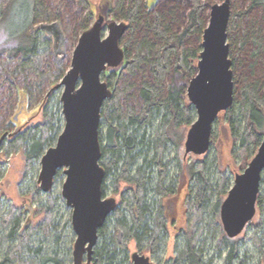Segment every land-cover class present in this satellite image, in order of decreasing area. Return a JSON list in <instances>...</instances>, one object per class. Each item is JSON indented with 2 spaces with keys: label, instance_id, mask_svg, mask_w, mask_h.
<instances>
[{
  "label": "trees",
  "instance_id": "16d2710c",
  "mask_svg": "<svg viewBox=\"0 0 264 264\" xmlns=\"http://www.w3.org/2000/svg\"><path fill=\"white\" fill-rule=\"evenodd\" d=\"M212 1L188 0L187 7H181L179 0H160L154 8L148 9L142 0H116V9L134 28V33L125 45L122 72L118 75L113 72L107 77L115 91L105 101L101 112L104 120L100 127V163L105 168L104 195L110 180L117 190L123 182L128 185L121 195V202L99 229L92 264H130L129 243L132 239L140 251L150 252L155 259L164 248L173 213L172 201L165 202V199L174 197L182 189L180 186L175 188L173 170L176 167L180 173L184 168L186 155L182 143L186 128L196 114L187 97V87L197 73ZM17 3L18 0H0V25L8 21ZM80 3L85 6L88 0H80ZM257 6H263L264 10V0H251V7ZM20 8L18 16L14 17L9 46L0 51V79L3 78L0 86L9 82L11 87H17V79L28 81L30 74L43 79L38 84L41 86L49 76L46 67L52 61L49 37L38 35L36 30L40 15L44 13L43 3L42 0H25ZM88 21L82 22V30L88 28ZM40 43L47 49L40 51ZM55 65L54 83L65 68L61 60ZM139 78L140 81H134ZM242 92L245 103L241 106V114L245 130L241 136L236 131L231 110L228 117L232 135L235 140L240 139V149L248 158L249 144L258 147L264 136V83L250 81ZM60 103L56 97L45 110L44 118L24 130L8 133L6 130L12 127L10 123L2 130L5 134L2 132L0 137V178L5 171L6 159L23 151L27 170L20 192L32 194L37 213L42 217L31 225L28 218L24 222L23 208L7 205L0 214V264H35L38 259L39 264L62 263L56 256H41L43 247L33 248L31 240L36 235L50 237L55 233L59 241L61 223L54 220L53 213L63 196L53 190L43 192L39 183L29 178L31 172L39 170L42 155L55 145L62 131ZM186 173L194 182L187 186V210L191 220L178 229L175 257L166 264H215L216 259L223 257V264H248L247 252H242V247L251 241L262 250L264 240L260 230L264 221L259 219L249 223L251 227L255 226L250 237H229L220 223L227 179L214 181L212 173L206 170V162H191ZM62 176L64 172L60 169L54 184ZM26 185L29 187L27 192L24 191ZM215 197L217 200L209 214L213 220L207 224L205 213ZM257 203H261L260 198ZM4 206L0 201V210ZM6 242L10 243L8 249H5ZM25 249L34 254L26 256Z\"/></svg>",
  "mask_w": 264,
  "mask_h": 264
},
{
  "label": "rangeland",
  "instance_id": "374dc122",
  "mask_svg": "<svg viewBox=\"0 0 264 264\" xmlns=\"http://www.w3.org/2000/svg\"><path fill=\"white\" fill-rule=\"evenodd\" d=\"M142 1L144 6L148 9H152L160 3V0ZM179 1L181 2V7H187L188 0ZM222 1L223 0H213L211 5L214 3H221ZM24 3L25 0H18L14 10L10 12L8 21L0 25V51L2 48L9 46L10 41L8 38H10V32H12L14 28V17L16 18V15L18 16L19 8ZM42 3V10L44 13L42 16L40 15V19L36 24V30L39 32L38 35H45L50 39L49 45L52 61L51 65L46 67V72L49 76L44 79L45 81L41 86H38V84L41 83L43 79L35 74H30L28 81H25L24 78H18L17 87H11L9 82L0 86V104L2 107V113L0 114V137L6 124H12V127L6 130L8 133H13L20 129L24 130L30 125L40 122L44 118L45 110L50 107V104L56 97L61 101L64 87L56 86L62 81L64 75L71 67L73 52L78 44L79 37L85 30L94 24L100 15L105 17V25L111 21H126L122 18L121 12L116 9V0H88V4L85 6L80 3V0H42ZM232 6L233 16L231 17L228 27V41L231 44L230 57L233 60L235 103L230 109L221 111L214 122L209 151L201 155L195 153L186 155L184 159V168L180 173H178V169L174 167L173 171L176 177L175 183L177 184L175 188L180 186L182 189L174 197L170 196L165 199V202L172 201L173 213L169 219L168 236L165 238L164 248L159 258L155 259L148 251H140L136 241L132 239L129 243L130 264H133L131 256L135 251L150 256L151 264H166L175 257L178 229L184 228L191 220L187 210V186L188 184L192 185L194 182L189 178L188 173H186L188 172L191 162H206V170L209 174L212 173L211 177L214 181L224 178L227 179L228 185L223 194L224 200L229 190L234 185L236 174L244 172L250 161L258 152L259 146L256 147L251 143L248 146V158L243 155L240 149V139L235 140L236 138L232 135L228 114L229 110L234 113L235 128L238 135L241 136L245 130V121L241 114V106L245 103L242 88L250 81L257 80L264 83V46L262 45L264 43V10L262 8L263 6L251 7V0H232ZM208 11L210 12V7ZM21 12H19V14ZM87 19H89L87 23L88 28L82 30L81 24ZM126 22L128 28L121 39V46L124 49H126V42L130 40V36L134 33V28H131L128 21ZM49 25H56V28H52L49 32L43 27ZM107 34L108 29H106V35ZM39 47L40 51L47 49L45 44H41ZM4 55H6V53ZM58 60L63 61L65 68L61 77L56 76L55 80H57V82L54 83L52 75L57 74L55 73V64ZM124 66L125 61L116 68H108L102 75L103 80L110 85L112 94L115 91L114 85H111L107 77L113 72L118 75L122 72ZM2 80L3 78L0 79V82ZM140 80L141 78L138 80L134 79L136 82ZM113 83L116 84L115 81ZM60 109L61 115L63 116L62 101L60 103ZM62 118L63 121L61 125L63 130L64 117ZM196 119L197 113L192 123L195 122ZM103 120L102 117L101 123ZM192 123L186 128L185 140ZM10 136H12V134H10ZM185 140L182 143L184 151ZM40 167L37 172L33 171L29 175V178L31 177L33 182H38ZM4 168L5 171L0 178V201H2L5 206L1 208L0 214L4 212L7 205L14 204L15 206L23 208L24 222L28 218L29 223L35 225L42 217V214L37 213V203L33 202L32 194H22V192H20V185L24 180L27 170V161L24 152L20 150L13 153L6 159ZM64 180L65 174L64 177L62 176L61 180L57 179L52 188L55 194L63 196L62 186ZM108 184L109 187L107 188L105 196L115 197L119 205L121 202V195L128 184L126 182L121 183V187L118 190L112 180H110ZM28 188L27 185L24 186V191L27 192ZM258 198L261 199V203H257V213L251 222H258L259 219L264 221V170L262 172V181ZM216 200L217 198L215 197L212 206L209 207L207 213H205L204 219L207 224L212 223L213 219L211 218L213 217H210L209 214L213 210ZM53 218L56 222L61 223V228L58 233H62V235L58 238L59 241L57 242L55 233L50 237L36 235L31 240V246L33 248L42 246L43 250L40 252V254H42L41 256L52 255L61 260V264H73V247L76 240V233L72 226V208L67 205L64 197L63 201L59 202V206L55 208ZM220 223L222 225L221 216ZM253 227L255 228V226ZM253 227L248 224L239 236L250 237L252 235V230H254ZM217 235H219V233H217ZM260 237L264 240V224L260 230ZM9 247L10 243L6 242L5 249ZM242 252H247V257L249 259L248 264H264V243L262 250H259L251 241H248L243 245ZM24 254L26 256H31L34 252L31 253L25 249ZM39 261L40 259H38V261L36 260L35 264H39ZM223 262L224 257L215 260V264H223ZM46 264L53 263L48 262Z\"/></svg>",
  "mask_w": 264,
  "mask_h": 264
},
{
  "label": "water",
  "instance_id": "95a60500",
  "mask_svg": "<svg viewBox=\"0 0 264 264\" xmlns=\"http://www.w3.org/2000/svg\"><path fill=\"white\" fill-rule=\"evenodd\" d=\"M231 5L232 0H223L210 7L197 73L187 87V97L195 107L197 119L187 132L185 155L209 151L214 122L235 101L228 41ZM104 22L105 17L100 15L81 34L71 67L56 86L64 87L61 95L64 128L56 144L42 155L37 180L41 190L47 193L54 186L58 170L62 169L65 174L62 195L72 208V226L76 233L73 264H92L99 229L118 206L117 199L105 196L102 189L105 168L100 163L101 112L105 101L112 96V89L102 75L108 68H116L125 61L121 39L128 24L111 21L105 25ZM43 27L50 32L56 25ZM263 170L264 136L258 152L244 172L236 174L234 185L221 204V222L229 237L239 236L255 217ZM131 258L133 264H151V257L139 251Z\"/></svg>",
  "mask_w": 264,
  "mask_h": 264
},
{
  "label": "flooded vegetation",
  "instance_id": "af4514ba",
  "mask_svg": "<svg viewBox=\"0 0 264 264\" xmlns=\"http://www.w3.org/2000/svg\"><path fill=\"white\" fill-rule=\"evenodd\" d=\"M101 127V126H100Z\"/></svg>",
  "mask_w": 264,
  "mask_h": 264
}]
</instances>
